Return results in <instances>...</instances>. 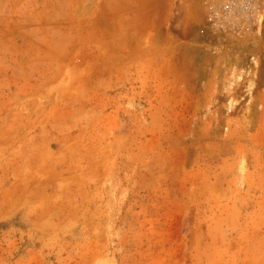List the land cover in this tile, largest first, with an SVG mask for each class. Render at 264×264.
I'll return each mask as SVG.
<instances>
[{
    "label": "rangeland",
    "instance_id": "obj_1",
    "mask_svg": "<svg viewBox=\"0 0 264 264\" xmlns=\"http://www.w3.org/2000/svg\"><path fill=\"white\" fill-rule=\"evenodd\" d=\"M0 0V264H264V0Z\"/></svg>",
    "mask_w": 264,
    "mask_h": 264
},
{
    "label": "built area",
    "instance_id": "obj_2",
    "mask_svg": "<svg viewBox=\"0 0 264 264\" xmlns=\"http://www.w3.org/2000/svg\"><path fill=\"white\" fill-rule=\"evenodd\" d=\"M215 2H222L226 13L233 16H242L249 13L247 17L254 12V7L260 0H215Z\"/></svg>",
    "mask_w": 264,
    "mask_h": 264
}]
</instances>
